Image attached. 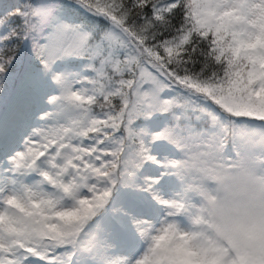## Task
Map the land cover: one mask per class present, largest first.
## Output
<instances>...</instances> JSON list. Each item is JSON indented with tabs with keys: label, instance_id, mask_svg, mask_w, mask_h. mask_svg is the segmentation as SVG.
<instances>
[{
	"label": "snow or ice",
	"instance_id": "snow-or-ice-1",
	"mask_svg": "<svg viewBox=\"0 0 264 264\" xmlns=\"http://www.w3.org/2000/svg\"><path fill=\"white\" fill-rule=\"evenodd\" d=\"M0 264H264V0H0Z\"/></svg>",
	"mask_w": 264,
	"mask_h": 264
}]
</instances>
